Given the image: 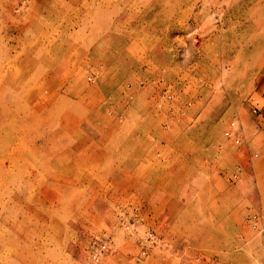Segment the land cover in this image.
Returning a JSON list of instances; mask_svg holds the SVG:
<instances>
[{
  "label": "rangeland",
  "instance_id": "374dc122",
  "mask_svg": "<svg viewBox=\"0 0 264 264\" xmlns=\"http://www.w3.org/2000/svg\"><path fill=\"white\" fill-rule=\"evenodd\" d=\"M97 240L264 264V0H0V264Z\"/></svg>",
  "mask_w": 264,
  "mask_h": 264
},
{
  "label": "built area",
  "instance_id": "2783aa9c",
  "mask_svg": "<svg viewBox=\"0 0 264 264\" xmlns=\"http://www.w3.org/2000/svg\"><path fill=\"white\" fill-rule=\"evenodd\" d=\"M256 112V109L254 110ZM225 136L229 139H233L235 144H239L240 142V132H239V125L237 124V121H232L230 123L229 129L225 132ZM222 148V146H220ZM239 176V170H237L233 178H237ZM256 215L253 216L254 219H256ZM99 241V243H96ZM94 242V246L90 252V264H97L103 253L108 249L107 242L105 240H97Z\"/></svg>",
  "mask_w": 264,
  "mask_h": 264
},
{
  "label": "bare ground",
  "instance_id": "6f19581e",
  "mask_svg": "<svg viewBox=\"0 0 264 264\" xmlns=\"http://www.w3.org/2000/svg\"><path fill=\"white\" fill-rule=\"evenodd\" d=\"M246 48H248V50H250V47L246 46Z\"/></svg>",
  "mask_w": 264,
  "mask_h": 264
}]
</instances>
